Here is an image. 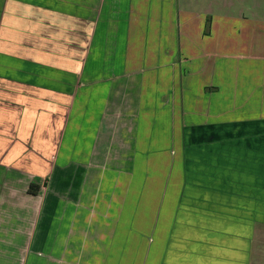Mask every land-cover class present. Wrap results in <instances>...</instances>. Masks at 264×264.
<instances>
[{
    "label": "crops",
    "instance_id": "0c3cea01",
    "mask_svg": "<svg viewBox=\"0 0 264 264\" xmlns=\"http://www.w3.org/2000/svg\"><path fill=\"white\" fill-rule=\"evenodd\" d=\"M261 2L0 0V264H264Z\"/></svg>",
    "mask_w": 264,
    "mask_h": 264
},
{
    "label": "trees",
    "instance_id": "16d2710c",
    "mask_svg": "<svg viewBox=\"0 0 264 264\" xmlns=\"http://www.w3.org/2000/svg\"><path fill=\"white\" fill-rule=\"evenodd\" d=\"M38 190H39V186H37L35 184H31L30 189H29L30 193L36 194L38 192Z\"/></svg>",
    "mask_w": 264,
    "mask_h": 264
},
{
    "label": "rangeland",
    "instance_id": "374dc122",
    "mask_svg": "<svg viewBox=\"0 0 264 264\" xmlns=\"http://www.w3.org/2000/svg\"><path fill=\"white\" fill-rule=\"evenodd\" d=\"M261 3H264V2H261ZM261 3H260V4H261ZM262 6H264V4H262Z\"/></svg>",
    "mask_w": 264,
    "mask_h": 264
}]
</instances>
